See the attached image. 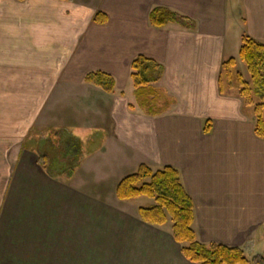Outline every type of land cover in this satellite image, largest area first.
I'll use <instances>...</instances> for the list:
<instances>
[{
	"label": "crops",
	"instance_id": "crops-1",
	"mask_svg": "<svg viewBox=\"0 0 264 264\" xmlns=\"http://www.w3.org/2000/svg\"><path fill=\"white\" fill-rule=\"evenodd\" d=\"M156 7L192 27L153 28ZM243 37L264 44V0H0V264H192L170 221L140 220L152 199L116 198L124 177L99 194L92 152L134 172L176 169L196 240L260 257L264 139L222 71ZM139 56L161 67L155 86L173 105L160 116L122 91ZM94 72L113 93L84 82Z\"/></svg>",
	"mask_w": 264,
	"mask_h": 264
},
{
	"label": "trees",
	"instance_id": "trees-1",
	"mask_svg": "<svg viewBox=\"0 0 264 264\" xmlns=\"http://www.w3.org/2000/svg\"><path fill=\"white\" fill-rule=\"evenodd\" d=\"M93 22L98 25L105 24L107 17L96 13ZM149 24L157 29L170 24L192 27L191 21L164 7H156L150 12ZM239 59L246 66L253 89L236 73L237 94L243 99L245 106L253 107L254 133L258 138L264 139V44L243 37ZM234 66L235 61L232 58L222 64L223 76L228 82H231ZM130 68L134 92L145 95V99L140 102L144 113L155 117L167 112L173 105L171 98L160 102L158 107L152 104L161 94L153 87L161 78V67L154 61L139 56L131 63ZM84 82L98 86L106 93L114 92L115 82L110 75L89 73ZM208 130L207 122L203 131L206 133ZM115 196L119 201H131L141 197L152 199L154 203L151 207L139 209L140 220L156 227H162L170 221L173 240L181 246L182 256L192 264H264V258L257 256L249 259L239 248L220 244L207 246L196 240L192 229L193 203L183 188L178 171L172 167L166 166L152 171L145 165L139 166L135 173L124 177L118 183Z\"/></svg>",
	"mask_w": 264,
	"mask_h": 264
},
{
	"label": "rangeland",
	"instance_id": "rangeland-1",
	"mask_svg": "<svg viewBox=\"0 0 264 264\" xmlns=\"http://www.w3.org/2000/svg\"><path fill=\"white\" fill-rule=\"evenodd\" d=\"M236 59L240 62V59L238 58V55L236 54ZM237 64V67H235L234 70H232V73H231V76L230 77V85L237 89L236 86H237V81H236V73L240 74L242 80L245 82V84H247L249 87H251V89H253V87L251 86V80H250V75L249 73L247 72L246 70V66L244 65L243 62H240L241 64ZM154 77V75H152ZM151 76V77H152ZM223 81H224V85L227 86L228 84V79L225 78L223 76ZM153 87L156 89V90H159L155 84L153 85ZM122 88V91L125 93L126 95V98L132 102V104L135 106V108L137 110H141L143 112H145V110H142L140 108V105L142 102L143 99H145V95L143 94H136L134 92V87L132 85V82L129 81L127 85H124ZM160 91V90H159ZM161 92V91H160ZM166 98L163 97V95L160 94V96L158 97V100L155 101V102H152L153 105H155V107H158L160 105V102H162L163 100H165ZM246 107V111L247 112H252L253 113V107L251 106H245ZM57 134V133H56ZM60 135V133H58ZM55 137V134L53 133V136L52 138ZM84 147H87V144L86 142H84ZM87 151V152H86ZM88 152L89 150H84L81 149V152L79 153V158H81L82 160L84 158L87 157L88 155ZM78 154V153H76ZM71 157H76V155H71ZM90 157H92V159H94L92 162H95L96 164H98V168H101V171H103V173H99L100 175L98 177H96V175H93L92 178V182L95 184L98 185V188H99V194L100 195H106L111 192V190L113 189V186L119 181L121 180V178L127 176V175H130L131 173L134 172L135 168L133 166H126V167H119L117 165L114 166V163H112V165L108 164V162L106 161V158L105 156H102L101 153H90ZM78 158V160H79ZM77 160V162H78ZM88 160H85V161H82V165L84 167V165L87 163ZM135 173V172H134ZM66 175H68V173H66ZM80 175V174H79ZM101 190V191H100ZM146 201V200H145ZM134 205H139L141 207H145V202H137L136 204ZM260 237H263L264 238V234H261ZM208 246V245H207ZM260 254L262 258H264V248H261L260 250ZM248 257V256H247ZM255 257V256H254ZM257 257V256H256ZM249 259L252 258V257H248Z\"/></svg>",
	"mask_w": 264,
	"mask_h": 264
}]
</instances>
